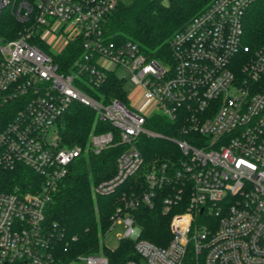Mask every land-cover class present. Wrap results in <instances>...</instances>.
I'll return each mask as SVG.
<instances>
[{"label":"built area","instance_id":"obj_1","mask_svg":"<svg viewBox=\"0 0 264 264\" xmlns=\"http://www.w3.org/2000/svg\"><path fill=\"white\" fill-rule=\"evenodd\" d=\"M256 1L213 0L174 35L168 54L154 58L107 33L124 0H0V15L8 10L20 24L14 37L0 36V114L12 115L0 130V170L22 167L34 176L26 189L0 190V264H109L103 254L60 252L46 211L85 152L125 146L96 195L136 174L139 137L166 138L145 127L156 114L172 123L179 155L154 164L146 190L124 196L111 217L109 231L124 226L121 239L144 260L124 264H264V45L245 43L243 28ZM71 45L75 59L62 70L58 58ZM118 69L135 88L126 89L127 103L104 93L110 76L127 86ZM74 103L106 126L94 128L85 150L62 145L59 122ZM161 188L165 212L184 203L166 247L143 239L130 213L152 206Z\"/></svg>","mask_w":264,"mask_h":264},{"label":"trees","instance_id":"obj_2","mask_svg":"<svg viewBox=\"0 0 264 264\" xmlns=\"http://www.w3.org/2000/svg\"><path fill=\"white\" fill-rule=\"evenodd\" d=\"M213 0H133L130 4L121 2L108 17L106 30L113 38H121L138 43L143 51L154 58L168 54L169 43L176 33L181 31L196 15L205 10ZM20 24L9 12L0 15V36L12 38ZM244 41L254 48L264 45V0L253 3L244 18ZM75 46H69L58 58L61 69L66 70L74 61ZM108 98H118L127 103L126 85L116 77L110 76L105 85ZM7 111V110H6ZM11 114L14 109L8 110ZM12 116V115H11ZM0 114V130L12 118ZM96 127L106 128L97 123L96 114L77 103L72 104L59 122L62 145L80 146L85 150L89 144L90 133ZM145 127L162 136L174 138L173 125L162 115L156 114L148 119ZM157 138L141 135L137 145L143 156L140 170L109 195H96L94 187L111 178L115 172V163L124 145L111 147L100 155L85 152L71 163L69 172L59 185L46 211V225L52 233H59L57 243L59 251L68 258L76 255L103 254L109 264H124L128 260L141 263L134 250V242L121 239L115 250L102 243L112 224L111 217L119 206H123V197L131 193L146 190L145 175L154 164L177 158L178 151L168 154L163 143ZM34 177L22 167L16 171L0 170V190L13 191L26 189ZM172 187V186H171ZM167 189L161 188L152 206L141 203L132 214L141 228V237L158 247L168 246L172 235L170 223L173 215L184 210V203L164 211V198ZM186 201V195L184 197ZM75 238V240H73ZM186 264H193L188 258Z\"/></svg>","mask_w":264,"mask_h":264},{"label":"rangeland","instance_id":"obj_3","mask_svg":"<svg viewBox=\"0 0 264 264\" xmlns=\"http://www.w3.org/2000/svg\"><path fill=\"white\" fill-rule=\"evenodd\" d=\"M133 0H124L125 3L130 4ZM4 12H9L8 10L4 11ZM117 76H124L127 79V86L126 89L128 91L129 94H133L135 88L133 86V84L130 82V74L124 70V69H118L116 71ZM158 134V133H157ZM161 135V134H159ZM162 136V135H161ZM165 137V136H163ZM168 138V139H166ZM166 138H157L155 140L156 143H163L165 145V148H167L168 150V154H171L172 152H175V150L177 151V146L175 143H173V141H171V137H167ZM110 229V228H109ZM109 229L107 230V232L109 231ZM125 232V227L122 225H116L115 228L111 231H109L108 233H106V235L103 238V244L104 246H106L107 248H109L110 250H115L119 244H120V240L122 235ZM101 254V253H100ZM142 263H144V260H141Z\"/></svg>","mask_w":264,"mask_h":264}]
</instances>
